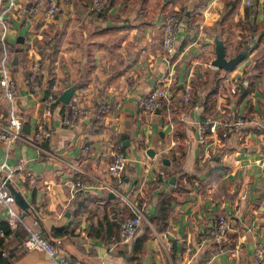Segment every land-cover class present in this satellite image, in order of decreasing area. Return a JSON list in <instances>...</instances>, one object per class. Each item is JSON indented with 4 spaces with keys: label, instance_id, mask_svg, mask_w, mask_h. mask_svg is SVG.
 <instances>
[{
    "label": "crops",
    "instance_id": "crops-1",
    "mask_svg": "<svg viewBox=\"0 0 264 264\" xmlns=\"http://www.w3.org/2000/svg\"><path fill=\"white\" fill-rule=\"evenodd\" d=\"M246 1L226 20V0H108L102 10L92 9V0H60L56 16L39 0H19L6 13L22 137L10 145L0 138V181L14 169L11 182L34 211L23 216L15 203L27 225L83 264H252L258 248L264 264V0ZM173 12L179 16L177 48L166 54L163 29ZM248 25L259 30L252 36ZM217 36L228 58L249 45L234 69L212 65ZM2 55L0 42V61ZM34 62L41 64L40 79L31 88L26 77ZM245 71L250 80L258 77L241 98L230 88L236 80L242 86ZM167 83L176 91L168 106L154 112L140 107L143 97ZM71 85L70 101L95 108L109 103L102 119L65 126L60 100L45 114L48 93L59 99ZM211 91L216 103L206 112ZM229 109L247 124L229 134L220 130L202 144L198 124ZM10 110L0 85V125L9 123ZM115 149L128 157L119 179L111 171ZM176 186L160 229L151 216ZM135 215L141 223L133 240L122 241L120 229L109 237L112 223ZM221 215L228 218L227 233L216 238L214 219ZM3 222L9 224V212L0 205ZM11 229L3 256L9 254L12 264H53L44 251L25 246L23 225Z\"/></svg>",
    "mask_w": 264,
    "mask_h": 264
},
{
    "label": "built area",
    "instance_id": "built-area-1",
    "mask_svg": "<svg viewBox=\"0 0 264 264\" xmlns=\"http://www.w3.org/2000/svg\"><path fill=\"white\" fill-rule=\"evenodd\" d=\"M19 0H0V23L2 25V34L0 42L3 47V55L0 61V85L3 87L4 95L10 102L11 110L9 116V123L5 126L0 125V138L7 141L8 145L22 137V121L20 120L17 111L15 110V98L18 90L16 80L12 76L9 68L11 54L6 46V33L8 24L6 22V13L12 10ZM108 0H92V9L102 10ZM40 4L47 5V11L51 16H56L60 0H39ZM251 4V0L246 1ZM179 16L177 13H170L165 21L163 29L162 50L166 54H172L176 51L178 41ZM41 64L34 62L31 66V71L26 77V82L31 88H36L40 79ZM241 88L239 81H233L231 84V93L237 94ZM176 97V91L169 83L155 87L150 93L143 97L139 104L147 112H154L158 108L168 106ZM184 100H190V94L187 92L184 95ZM59 99L56 93L52 90L44 99V109L46 115H51L54 106ZM62 110V119L65 126H74L78 122L85 120H100L109 110V103H101L98 107L85 106L78 101H69ZM247 124V120L242 114L236 113L232 110L223 111L218 117H207L198 124L199 141L204 144L212 135L217 137L218 131L223 134H229L234 130L243 127ZM218 139V138H217ZM113 161L111 164V171L115 177L119 179L121 171L124 169L127 162V155L120 149H115L112 152ZM158 158L154 155L151 157L152 161ZM22 167L21 163L18 165ZM14 169L9 168L7 175L10 178L13 175ZM162 174L165 172L162 170ZM73 187H78L81 182H75ZM16 197L6 185L5 180L0 181V205H3L9 212V224L11 227H16L21 224L27 230L25 239V246L29 249H36L44 251L53 264H83L81 261L72 258L66 252L59 250L57 245L46 236L43 232L31 228L25 223L23 217L16 211L14 205ZM141 217L135 215L124 219L120 225V236L124 242L133 240L136 232L140 226ZM228 227V218L224 215L215 217L212 234L216 238H221L226 235ZM4 231L0 230V236H4ZM164 237L166 235L164 234ZM263 258V250L258 248L255 254V259L252 264H261Z\"/></svg>",
    "mask_w": 264,
    "mask_h": 264
},
{
    "label": "trees",
    "instance_id": "trees-1",
    "mask_svg": "<svg viewBox=\"0 0 264 264\" xmlns=\"http://www.w3.org/2000/svg\"><path fill=\"white\" fill-rule=\"evenodd\" d=\"M241 0H226V7L224 10V15H223V20H226L228 18L229 15H231L236 7L239 5ZM248 11V10H247ZM245 30H247L252 36L259 30L256 29L255 26H251L248 25V27L245 28ZM249 45L245 42L244 45H240L239 49H243V48H248ZM262 61L261 59H259L256 64L253 67V71L259 70V68L261 67ZM249 71H245L244 72V76H246L248 74ZM261 72V71H260ZM258 76L256 75H252L251 80H250V84L247 87L245 92H241V89L239 90V92L237 94L240 95V97H245L248 93H250L253 89H254V82L256 80ZM214 93V91L209 92L206 97H205V101H204V106H205V111L206 112H211L213 107L215 106L216 103V99L214 97H212V94ZM66 105L63 104V108ZM214 116V115H213ZM179 186H176L174 188V190L172 191V193H170L169 195H163V197H161L158 206H157V211L154 213V215L151 216V221L160 229H162L163 227H165L167 225V220L169 218L170 212L172 210L173 207V200H174V194L178 191ZM120 224L118 222L112 223L111 228L109 229V237H112L113 235H116L117 233H119L120 229ZM0 230L4 231V236H0V264H12L11 262V256L5 255L3 256V252L5 249V237L9 236L10 234L13 233L10 225L8 224V222H3L0 223ZM145 235V234H144ZM141 239H145V236L140 237ZM143 240H140V242H142Z\"/></svg>",
    "mask_w": 264,
    "mask_h": 264
},
{
    "label": "water",
    "instance_id": "water-1",
    "mask_svg": "<svg viewBox=\"0 0 264 264\" xmlns=\"http://www.w3.org/2000/svg\"><path fill=\"white\" fill-rule=\"evenodd\" d=\"M19 43H21V44L24 43L23 37H20ZM22 50H23L22 45L16 47L15 52L12 55V63H14V64L18 63L19 52H21ZM215 51H216V57H215V59H213L212 65H214L216 67L224 68L225 70L234 69L237 65H239L245 59V57L248 54V49L244 48V49L240 50L235 56L228 58L226 55V45H225L224 41L219 36L216 37ZM249 81H250V74L246 76V78H245V80L241 86V92L246 91V89L249 85ZM75 89H76V87L74 85L67 87L60 94L59 100L64 104L69 103ZM157 110H159V108ZM26 129H28V125L23 126V130H26ZM175 179H176V177L172 176L170 181L174 182ZM3 180H5L6 185L10 188L11 192L15 195L16 202L24 210L23 216L26 215L28 212H31V211L34 212L33 208L26 201V199L24 198L22 193L12 184L11 179L8 178L7 176H5L3 178ZM36 218H37V221L40 222L39 217L36 216ZM235 220H236V217L233 216L231 218V222H230L231 227H234V221Z\"/></svg>",
    "mask_w": 264,
    "mask_h": 264
}]
</instances>
